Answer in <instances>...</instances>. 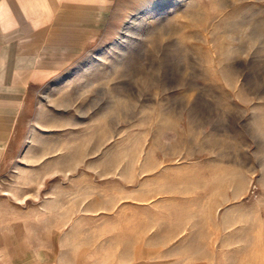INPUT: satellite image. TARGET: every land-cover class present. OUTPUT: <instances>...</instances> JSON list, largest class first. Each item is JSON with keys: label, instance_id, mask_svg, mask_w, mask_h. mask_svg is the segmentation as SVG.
<instances>
[{"label": "rangeland", "instance_id": "obj_1", "mask_svg": "<svg viewBox=\"0 0 264 264\" xmlns=\"http://www.w3.org/2000/svg\"><path fill=\"white\" fill-rule=\"evenodd\" d=\"M28 1L0 264H264V0Z\"/></svg>", "mask_w": 264, "mask_h": 264}, {"label": "crops", "instance_id": "obj_2", "mask_svg": "<svg viewBox=\"0 0 264 264\" xmlns=\"http://www.w3.org/2000/svg\"><path fill=\"white\" fill-rule=\"evenodd\" d=\"M36 4L28 0H0V33L17 27L18 22L28 21L29 12H34Z\"/></svg>", "mask_w": 264, "mask_h": 264}]
</instances>
